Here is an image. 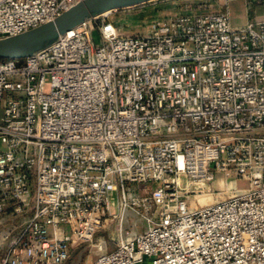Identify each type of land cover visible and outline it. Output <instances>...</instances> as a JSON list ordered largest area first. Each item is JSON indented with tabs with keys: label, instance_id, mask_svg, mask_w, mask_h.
<instances>
[{
	"label": "built area",
	"instance_id": "1",
	"mask_svg": "<svg viewBox=\"0 0 264 264\" xmlns=\"http://www.w3.org/2000/svg\"><path fill=\"white\" fill-rule=\"evenodd\" d=\"M79 1L0 0V39ZM157 1L0 60V264H64L114 221L92 264H264V19H107Z\"/></svg>",
	"mask_w": 264,
	"mask_h": 264
},
{
	"label": "rangeland",
	"instance_id": "2",
	"mask_svg": "<svg viewBox=\"0 0 264 264\" xmlns=\"http://www.w3.org/2000/svg\"><path fill=\"white\" fill-rule=\"evenodd\" d=\"M206 2L213 6V10H220L222 7V0H159L155 3L146 4L135 9L118 11L108 16L107 19L123 25V31L127 35L144 34L147 31V26L152 21L162 19L163 17L168 18L174 16L177 12L203 5ZM244 2H246L249 9L260 6L253 4L252 1L247 0ZM229 11L232 24V21L237 17V12L231 9H229ZM94 38H96L95 34ZM245 186L246 183L244 181L237 182L238 188H244ZM3 216L4 215H0V238L5 232L9 237H12L16 233L13 227L17 226L18 221H16V219H3ZM116 224V221L109 223L105 229L100 230L94 235L92 241L74 246L69 253L68 260L64 264H92L99 253H102L101 250L98 249L100 242L106 244L107 250L113 247L112 238L115 236ZM5 248L6 239H1L0 259L3 257Z\"/></svg>",
	"mask_w": 264,
	"mask_h": 264
},
{
	"label": "water",
	"instance_id": "3",
	"mask_svg": "<svg viewBox=\"0 0 264 264\" xmlns=\"http://www.w3.org/2000/svg\"><path fill=\"white\" fill-rule=\"evenodd\" d=\"M155 0H81L56 17L24 33L0 39V60H21L54 44L81 23L113 11Z\"/></svg>",
	"mask_w": 264,
	"mask_h": 264
},
{
	"label": "crops",
	"instance_id": "4",
	"mask_svg": "<svg viewBox=\"0 0 264 264\" xmlns=\"http://www.w3.org/2000/svg\"><path fill=\"white\" fill-rule=\"evenodd\" d=\"M244 1L245 0H231L228 4V10L231 9L232 11L237 12V17L231 24L233 27L243 26L251 19H264V5L255 6L252 9H249Z\"/></svg>",
	"mask_w": 264,
	"mask_h": 264
},
{
	"label": "bare ground",
	"instance_id": "5",
	"mask_svg": "<svg viewBox=\"0 0 264 264\" xmlns=\"http://www.w3.org/2000/svg\"><path fill=\"white\" fill-rule=\"evenodd\" d=\"M211 201H212V198L211 197L199 198V202L201 204L209 203ZM3 236H4V234L1 235L0 241H1V239H2ZM103 248H104V244H103V242H100V244L98 245V249L99 250H102Z\"/></svg>",
	"mask_w": 264,
	"mask_h": 264
}]
</instances>
